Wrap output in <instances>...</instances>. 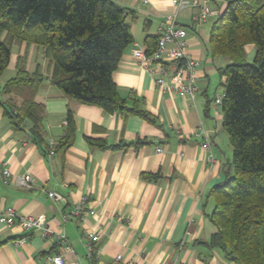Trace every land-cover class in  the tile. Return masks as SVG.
I'll return each instance as SVG.
<instances>
[{"label":"crops","instance_id":"obj_1","mask_svg":"<svg viewBox=\"0 0 264 264\" xmlns=\"http://www.w3.org/2000/svg\"><path fill=\"white\" fill-rule=\"evenodd\" d=\"M112 1L125 10L133 39L112 79L128 106L136 104L154 123L68 99L50 83L51 66L43 51L14 44L0 89L14 77L19 57H26L29 73L38 69L46 76L35 97L45 109L44 142H34L27 129L14 131L0 108V210L11 208L18 217L44 216L52 237L0 224V264H52L47 258L55 255H62L64 264H235L201 243L216 233L206 217L213 210L208 194L232 174V149L221 110L211 105L223 91L221 71L228 64L226 58L213 57L209 46L211 27L225 3L211 0L214 15L194 23L196 11L178 10L172 0ZM166 17L186 30L187 54L198 62L193 100L158 91L132 57L134 49H145L148 36L160 34ZM246 53L251 56L252 46ZM67 110L74 120V141L64 153L46 156L43 145L63 136ZM87 139L104 148L90 146ZM206 141L213 163L206 162ZM4 169L10 174L7 182L2 179ZM143 174L156 178L146 180ZM25 175L30 176V188L19 186ZM48 192L59 194L62 201L48 198ZM82 197L87 198L85 211L93 215L65 220ZM58 234L65 236L67 247L58 242ZM88 235L99 238L92 244V256ZM118 255L122 261L116 263Z\"/></svg>","mask_w":264,"mask_h":264},{"label":"trees","instance_id":"obj_2","mask_svg":"<svg viewBox=\"0 0 264 264\" xmlns=\"http://www.w3.org/2000/svg\"><path fill=\"white\" fill-rule=\"evenodd\" d=\"M223 1L225 9L211 27L209 46L213 57L228 60L221 71L225 82L220 110L232 149V174L208 194L213 210L206 217L216 233L201 243L235 264H264V0ZM159 37L145 39V54L154 53ZM132 42L126 12L112 0H0V77L14 44L34 45L51 66L50 83L68 99L154 123L136 104L128 106L112 79ZM247 46L253 47L251 61ZM45 80L38 69L27 71L24 56L17 60L14 77L0 89V108L12 129H27L37 144L44 142L45 109L35 97ZM74 136L67 110L63 136L52 154L64 153ZM87 142L104 148L92 139ZM43 151L49 156L48 143Z\"/></svg>","mask_w":264,"mask_h":264},{"label":"built area","instance_id":"obj_3","mask_svg":"<svg viewBox=\"0 0 264 264\" xmlns=\"http://www.w3.org/2000/svg\"><path fill=\"white\" fill-rule=\"evenodd\" d=\"M145 3V0H141ZM211 0H172L173 6L178 10L182 9H194L196 13L192 17L194 23H205L212 15L214 11L210 6ZM186 37L187 32L184 28L178 26L174 22L173 17H166L163 22V28L160 31V37L157 42L156 50L153 54L147 55L144 50L137 48L132 52L133 59L151 76L155 88L170 95H179L187 97L193 100L198 93V88L195 84V75L198 69V62L192 59L186 51ZM224 98L223 91L216 95L211 105L215 109H220L222 100ZM49 156L52 154L55 148V142L50 140ZM202 148L207 152L206 162L213 163L214 159L210 153V147L208 141L202 144ZM157 153L161 152L160 148L156 149ZM10 174L9 171L4 169L2 171V179L7 182ZM19 186L24 188H30V176L25 175L19 181ZM48 198L54 201H62V197L55 192H48ZM87 198L82 197L80 202L74 207V210L69 215H64L66 220L70 216L77 217L79 220H83L85 215H93V211H85ZM0 224L6 227L18 226L23 232L40 231L43 237L51 238L52 234L48 227L45 225L44 216L38 217H18L15 211L11 208L0 210ZM58 242L63 246H66V239L63 234L56 236ZM87 251L90 256L95 254L92 244L96 243L99 238L97 235H88ZM23 239L16 241L15 244L21 243ZM52 264H64L62 255H55L51 258H47ZM116 263L122 261V256L118 255L115 258ZM124 264H134L131 261H127Z\"/></svg>","mask_w":264,"mask_h":264},{"label":"rangeland","instance_id":"obj_4","mask_svg":"<svg viewBox=\"0 0 264 264\" xmlns=\"http://www.w3.org/2000/svg\"><path fill=\"white\" fill-rule=\"evenodd\" d=\"M252 57H253V47H252V54H251V56H248V57H247V60H248V61H251Z\"/></svg>","mask_w":264,"mask_h":264}]
</instances>
